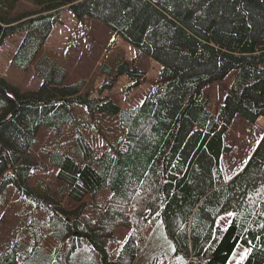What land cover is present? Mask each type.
<instances>
[{"label": "trees", "instance_id": "16d2710c", "mask_svg": "<svg viewBox=\"0 0 264 264\" xmlns=\"http://www.w3.org/2000/svg\"><path fill=\"white\" fill-rule=\"evenodd\" d=\"M30 3L0 0V45L19 34L11 65L34 67L41 79L21 91L0 76V195L14 186L45 218L0 230V264H264V132L228 180L221 166L234 117H264V0ZM63 10L106 24L161 65L141 104L121 108L80 93L42 53ZM117 73L143 77L125 61ZM229 74L219 104L204 86ZM72 102L85 117L76 120ZM103 117L118 122L117 141L96 125ZM40 129L53 135L48 164L56 171L32 184Z\"/></svg>", "mask_w": 264, "mask_h": 264}, {"label": "rangeland", "instance_id": "374dc122", "mask_svg": "<svg viewBox=\"0 0 264 264\" xmlns=\"http://www.w3.org/2000/svg\"><path fill=\"white\" fill-rule=\"evenodd\" d=\"M21 2L24 8L30 7V0ZM20 39L19 34H14L0 45V76L21 91L34 90L41 83L35 68L20 71L10 62ZM42 53L57 60V63L67 70V83L81 84L80 93L89 90L91 97L111 99L121 108L141 104L144 98L152 93L154 82L161 71V65L157 61L139 52L106 24L92 20L80 22L69 10H63L59 14V20L53 24L43 43ZM123 61L127 62L131 70L137 67L143 72V77H138L136 73L118 74L117 68ZM232 76L229 74L221 80L205 85V92L210 94L215 102L222 103ZM70 108L76 114V120L85 117L83 106L72 102ZM95 123L99 129L106 130L104 133L108 138L118 140V136L112 134L118 129V122L113 118L103 117ZM263 132L264 120L252 123L240 116L234 117L224 136V142L230 149L221 155V166L226 180L243 168ZM52 139L53 135L49 130L38 131L31 151L40 166L34 169L33 179L30 181L32 184L36 177L50 180L56 171L53 165L48 164ZM108 195V191H103L99 202L103 204ZM71 204L68 200L65 201L66 206ZM22 217L42 220L45 215L32 201L21 197L14 186H7L0 195L1 235L5 236L11 228L18 227ZM230 218V213L221 215L217 218V223L224 227Z\"/></svg>", "mask_w": 264, "mask_h": 264}, {"label": "crops", "instance_id": "0c3cea01", "mask_svg": "<svg viewBox=\"0 0 264 264\" xmlns=\"http://www.w3.org/2000/svg\"><path fill=\"white\" fill-rule=\"evenodd\" d=\"M261 119L264 120V117H259V118L256 119V121H257V120H261ZM256 121H255V122H256ZM255 122H254V123H255Z\"/></svg>", "mask_w": 264, "mask_h": 264}, {"label": "snow or ice", "instance_id": "6c2138e0", "mask_svg": "<svg viewBox=\"0 0 264 264\" xmlns=\"http://www.w3.org/2000/svg\"><path fill=\"white\" fill-rule=\"evenodd\" d=\"M241 259H243V256L241 257Z\"/></svg>", "mask_w": 264, "mask_h": 264}]
</instances>
